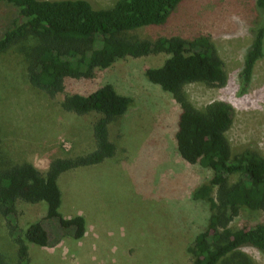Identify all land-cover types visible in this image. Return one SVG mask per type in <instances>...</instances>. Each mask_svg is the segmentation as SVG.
<instances>
[{
  "label": "rangeland",
  "instance_id": "1",
  "mask_svg": "<svg viewBox=\"0 0 264 264\" xmlns=\"http://www.w3.org/2000/svg\"><path fill=\"white\" fill-rule=\"evenodd\" d=\"M90 1L96 8H107L117 0ZM16 18L18 10L0 2V36ZM261 25L264 10L257 0H184L165 23L129 33L149 39L210 36L225 63L228 82L221 87L192 83L185 90L198 108L216 100L231 103L234 122L227 136L234 152L253 150L264 157V57L249 81L242 78L252 32ZM167 57L160 53L117 60L97 69L92 79L68 78L65 90L52 97L30 83L17 47L0 55V171L31 163L46 172L56 157L95 149L92 126L101 114L64 110L66 95L89 94L110 83L133 98L124 117L110 124L116 154L59 177L60 212L65 218L86 219L84 237L75 238L73 230L62 229L57 220L46 221L45 201H19L18 213L10 218L17 226L15 234L0 213V253L8 264L18 262L15 236L24 237L34 224L47 227L50 240L47 246L26 241L29 264H193L187 248L210 215L208 205L193 193L208 182L211 171L181 158L175 139L180 105L145 76L147 68L161 66ZM263 222L264 211L244 209L231 226ZM241 250L255 264H264L260 250Z\"/></svg>",
  "mask_w": 264,
  "mask_h": 264
},
{
  "label": "trees",
  "instance_id": "2",
  "mask_svg": "<svg viewBox=\"0 0 264 264\" xmlns=\"http://www.w3.org/2000/svg\"><path fill=\"white\" fill-rule=\"evenodd\" d=\"M184 0H117L111 7L96 8L90 0H0L14 6L19 18L0 36V55L17 47L26 61L30 83L54 97L65 90L68 78L92 79L97 69L109 68L127 57L165 53L158 67L145 71L147 79L169 92L180 105L175 139L183 160L211 171L208 182L193 193L210 211L206 227L196 234L187 251L193 264H255L243 252L253 247L264 253V222L233 228L231 223L244 209L264 211V157L253 150L235 153L227 132L233 125L231 103L213 101L198 108L185 87L202 83L225 86V63L210 36L192 39L179 35L149 39L130 34L142 26L160 25ZM264 10V0H257ZM245 54L242 78L249 81L259 60L264 57V26L252 32ZM133 98L121 94L107 83L89 94L71 93L61 106L68 112L101 116L92 126L96 147L76 156L54 158L46 172L31 163L15 164L0 171V213L10 218L18 213L17 203L45 201L46 221H58L62 229L71 228L81 239L87 231L82 215L63 217L59 177L71 170L103 163L117 152L110 138V124L129 110ZM1 105V95H0ZM236 177V180L232 178ZM12 226L15 234L17 226ZM18 262L29 264L26 241L47 246L50 231L42 224L30 225L25 236L17 235ZM0 264H8L0 253Z\"/></svg>",
  "mask_w": 264,
  "mask_h": 264
}]
</instances>
